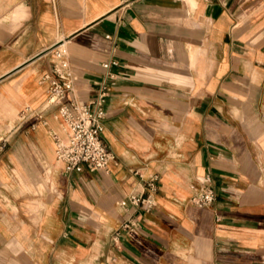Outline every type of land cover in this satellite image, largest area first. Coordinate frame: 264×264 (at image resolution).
<instances>
[{
	"label": "crops",
	"instance_id": "crops-1",
	"mask_svg": "<svg viewBox=\"0 0 264 264\" xmlns=\"http://www.w3.org/2000/svg\"><path fill=\"white\" fill-rule=\"evenodd\" d=\"M65 44L74 98L114 59L107 171L66 173L46 95ZM0 264H264V0H0ZM158 175L153 206L133 207ZM209 174V207L188 202ZM133 233L112 241L121 221Z\"/></svg>",
	"mask_w": 264,
	"mask_h": 264
},
{
	"label": "built area",
	"instance_id": "built-area-1",
	"mask_svg": "<svg viewBox=\"0 0 264 264\" xmlns=\"http://www.w3.org/2000/svg\"><path fill=\"white\" fill-rule=\"evenodd\" d=\"M52 59L42 80L47 83L46 95L37 108L25 106L18 114L17 121L35 119L42 121V112L52 109L54 117L59 120L60 129L64 134L61 139L55 132L50 131L54 144L55 160L63 165L66 173H78L82 165L88 166L89 171H107L110 164H116L112 151L101 137L103 118L105 117V100L114 85L116 75L111 71L117 66V61L110 59L101 63L104 75L97 83L95 96L85 103L68 98L73 93V83L76 79L65 44L55 43L51 49ZM3 145H0V149ZM158 175L152 174L144 180L145 195H129L127 201L133 207L143 206L147 212L154 204L153 193L157 189ZM192 194L188 202L197 207H209L214 200L213 181L209 174L195 177L190 184ZM136 222L131 218L124 219L111 232L112 241H116L122 233H133Z\"/></svg>",
	"mask_w": 264,
	"mask_h": 264
}]
</instances>
